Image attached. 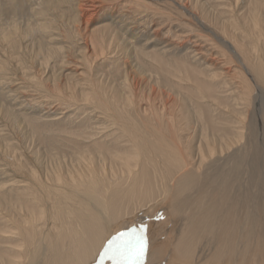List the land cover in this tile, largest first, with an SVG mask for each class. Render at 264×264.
I'll return each mask as SVG.
<instances>
[{"label": "bare ground", "instance_id": "1", "mask_svg": "<svg viewBox=\"0 0 264 264\" xmlns=\"http://www.w3.org/2000/svg\"><path fill=\"white\" fill-rule=\"evenodd\" d=\"M136 226L143 264H264V0H0V264Z\"/></svg>", "mask_w": 264, "mask_h": 264}, {"label": "snow or ice", "instance_id": "2", "mask_svg": "<svg viewBox=\"0 0 264 264\" xmlns=\"http://www.w3.org/2000/svg\"><path fill=\"white\" fill-rule=\"evenodd\" d=\"M147 251L144 228L135 227L117 233L106 243L100 264L107 258L112 264H143Z\"/></svg>", "mask_w": 264, "mask_h": 264}, {"label": "rangeland", "instance_id": "3", "mask_svg": "<svg viewBox=\"0 0 264 264\" xmlns=\"http://www.w3.org/2000/svg\"><path fill=\"white\" fill-rule=\"evenodd\" d=\"M136 228L138 229V228H139V226H136ZM124 230H127V229H125V228H124V229H123V231H124Z\"/></svg>", "mask_w": 264, "mask_h": 264}]
</instances>
